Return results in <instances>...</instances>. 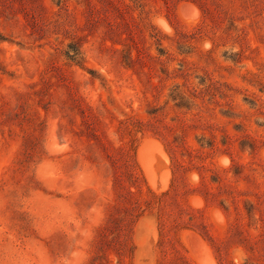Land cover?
<instances>
[{
    "label": "rangeland",
    "instance_id": "rangeland-1",
    "mask_svg": "<svg viewBox=\"0 0 264 264\" xmlns=\"http://www.w3.org/2000/svg\"><path fill=\"white\" fill-rule=\"evenodd\" d=\"M0 264H264V0H0Z\"/></svg>",
    "mask_w": 264,
    "mask_h": 264
},
{
    "label": "bare ground",
    "instance_id": "bare-ground-1",
    "mask_svg": "<svg viewBox=\"0 0 264 264\" xmlns=\"http://www.w3.org/2000/svg\"><path fill=\"white\" fill-rule=\"evenodd\" d=\"M148 167V166H147ZM147 169V168H146ZM149 169V168H148ZM152 176V175H151ZM153 177V176H152ZM153 182V181H152ZM150 183H151V181H150ZM154 185H156V183L154 184Z\"/></svg>",
    "mask_w": 264,
    "mask_h": 264
}]
</instances>
